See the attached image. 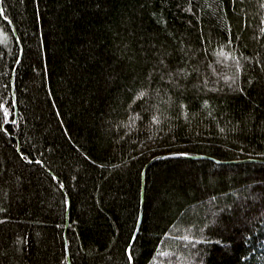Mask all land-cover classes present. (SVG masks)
Here are the masks:
<instances>
[{"label": "trees", "instance_id": "obj_1", "mask_svg": "<svg viewBox=\"0 0 264 264\" xmlns=\"http://www.w3.org/2000/svg\"><path fill=\"white\" fill-rule=\"evenodd\" d=\"M0 9V264H264V0Z\"/></svg>", "mask_w": 264, "mask_h": 264}, {"label": "water", "instance_id": "obj_2", "mask_svg": "<svg viewBox=\"0 0 264 264\" xmlns=\"http://www.w3.org/2000/svg\"><path fill=\"white\" fill-rule=\"evenodd\" d=\"M167 157H171V158H178V157H183V158H191V159H200L201 157H203V156H200V157H198V156H187V155H184V154H181V153H178V154H170V155H167L166 156V158ZM247 161H253V160H250V159H247ZM141 187H142V193H141V200H140V205H139V209H140V211H139V215H138V218H137V220H138V223H137V226H136V229H135V233H134V236H133V238L135 237V235L138 233V228H139V225H140V222H141V216H142V211H143V208H142V206H143V183L141 184ZM132 238V239H133Z\"/></svg>", "mask_w": 264, "mask_h": 264}, {"label": "rangeland", "instance_id": "obj_3", "mask_svg": "<svg viewBox=\"0 0 264 264\" xmlns=\"http://www.w3.org/2000/svg\"><path fill=\"white\" fill-rule=\"evenodd\" d=\"M0 13H1V9H0ZM161 257H163V256H161ZM154 264H155V263H154ZM183 264H189V263L186 262V263H183ZM190 264H192V263L190 262Z\"/></svg>", "mask_w": 264, "mask_h": 264}]
</instances>
